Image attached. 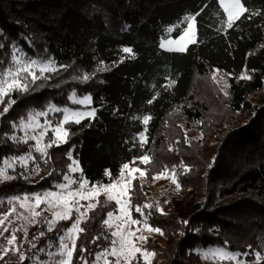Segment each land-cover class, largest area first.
Segmentation results:
<instances>
[{
  "label": "trees",
  "instance_id": "16d2710c",
  "mask_svg": "<svg viewBox=\"0 0 264 264\" xmlns=\"http://www.w3.org/2000/svg\"><path fill=\"white\" fill-rule=\"evenodd\" d=\"M246 4L250 12L226 29L217 0H0V61L5 62L0 69L10 66L13 45L31 59L55 61L58 68L30 91L5 98L16 103L0 117V167L5 158L25 155L33 144L5 136L15 131L19 137L12 123L29 112L47 111L49 104L78 109L68 99L73 92L77 98L90 95L96 110L93 119L68 126L71 139L49 149L51 160L45 163L41 157L27 170L15 168V179L0 182V200L55 191L53 185L64 182L73 145L89 183L107 184L105 170L118 177L122 164L132 162V149L143 132L147 142L142 152L151 157L147 179L165 168L171 174L175 167L179 196L194 193L199 198L188 217L181 216L180 197L167 201L166 213L144 209L151 213L148 223L164 233L148 240L147 248L155 252L152 264H213L200 255L213 247L251 252L238 259L255 264V251L264 254V0ZM196 12V43L184 52L163 51L161 42L178 39L187 27L184 17ZM252 12L260 14L247 18ZM125 47L133 53H124ZM84 74L91 77L87 82L73 78ZM242 75L251 78L240 79ZM145 115L151 117L147 125ZM61 118L62 113L54 115L53 124ZM50 138L48 134L46 141ZM37 165L39 173L32 172ZM133 185L132 215L142 219L134 207L147 204L146 186L138 180ZM104 201L101 196L100 206L81 225L86 231L77 240L73 264H83L81 257L92 262L95 253L110 246L101 221L116 205L104 206ZM71 223L62 221L49 232L41 218L29 231L36 247L25 261L4 264L45 260L40 249L56 242ZM96 236L100 239L93 243ZM83 248L88 251L81 252Z\"/></svg>",
  "mask_w": 264,
  "mask_h": 264
},
{
  "label": "snow or ice",
  "instance_id": "6c2138e0",
  "mask_svg": "<svg viewBox=\"0 0 264 264\" xmlns=\"http://www.w3.org/2000/svg\"><path fill=\"white\" fill-rule=\"evenodd\" d=\"M218 4V16L221 24L226 26V29H230L234 26L236 21L240 20L250 10L247 7L246 0H217ZM206 7V6H205ZM204 8H201V12ZM260 13L252 12L247 18H251V15ZM200 15V12L186 15L184 21L187 23V27L183 33L178 37L176 41H168L169 45L175 44V47H168L169 51L183 52L187 49V46L196 43V18ZM172 28H168V32H172ZM165 47L164 43L160 45ZM4 45L0 44V48ZM123 52L132 54L133 49L129 47L123 48ZM5 63L0 61V65ZM60 68L67 69V66L60 65ZM58 68L53 60H40L31 59L27 56L22 49L17 48L15 45L12 47L11 64L9 67L0 69V104H5L3 112H0V117L4 116L16 103L14 99H7L13 92L26 93L32 89L33 85H36L40 79H50V75L46 73H56ZM38 73V74H37ZM29 77L31 79L29 80ZM74 79H82V82H87L91 77L88 74H84L82 77H73ZM250 76L242 75L240 79H250ZM226 87V86H225ZM225 95L227 93L225 92ZM156 97H152L148 101L149 104L153 102ZM69 101L73 104L81 106H89L92 102L90 95H84L77 98L76 93L73 92L68 97ZM62 113V119H60L55 126H52V121L45 119L43 124L39 122V117L47 116L48 112ZM95 109L91 111H79L73 110L69 107L59 108L53 104L47 106V111L29 112L26 118H21L19 123H12V128L23 131L25 135L23 137H17L15 131L11 135L5 133L7 139L15 143H24L34 141V144L29 146L25 155L10 156L3 160V166L0 167V182L10 181L16 177L8 174V169H14V165L18 162L21 166L26 167L29 160H36L41 157L45 158V163L51 160L49 149L53 147H59L62 144L68 143L71 139V132L69 127L72 123L79 125L81 121L88 117L95 116ZM150 116H143L142 122L147 125ZM52 132L53 138L45 141V137ZM31 133V134H29ZM141 145L146 143L144 133H140ZM74 145L69 149L67 153V159L71 161L67 165L68 171L63 173V181L53 185L54 190H44L42 193L24 194L21 196H12L8 198V202L13 204V208L9 213L0 217V225H4L5 221L9 225L13 224V220L9 217L16 213V219H23L29 223H35L36 218L41 217L43 212H49L51 218L45 216L44 220L47 223L48 231L51 232L56 228V225L60 221L71 220V226L63 230V234L58 237L59 247L56 253L49 252L47 255L52 258L58 256L59 259L54 261V264H73V255L77 249V240L81 233H84L86 229L81 225L86 222L90 217L89 213L94 212L98 206H100V197H105L104 206L115 203L116 208L114 211H107L106 218L102 219V225L106 229L105 239L110 240V246L104 248L102 251L95 253V260L90 262L84 257H81L83 264H139L142 258L143 264H152V260L155 257V252L147 248L149 236L143 234L142 229L148 233H157L163 235V230L158 227H153L148 223V216L151 213L145 214L144 209H151L153 205L145 204L135 205L134 210L140 214L142 219L134 218L132 215V193L134 189L133 180L137 179L136 173H139L140 177L147 175L146 171L136 167H130V163H124L121 166L119 176H113L109 170H105V175L110 177L107 184H101L99 182L90 184L84 177L83 170L80 167L78 158L73 155ZM172 150L171 148L169 149ZM33 152L39 153V157H34ZM140 163L147 165L151 162V157L143 155L135 158ZM132 161V163H134ZM185 172L190 171L187 166H184ZM39 165L32 169V172L39 173ZM79 172L78 177H74L73 174ZM169 169L165 168L162 172L158 173L153 179L166 178L168 176ZM53 172H49L48 175H53ZM43 179V177H42ZM171 183L179 190L181 185L177 179V173L175 167L171 170ZM73 185L78 187L73 188ZM81 201H86V204H82ZM15 203H19V207L24 212L17 213ZM44 205V208H41ZM40 209V210H37ZM156 210L163 214V209L158 205ZM73 214L75 219L73 220ZM187 224V221H184ZM135 226V227H134ZM9 228L4 227V231L0 232V237L4 236L5 232H8ZM18 229L13 226L11 228V236L7 238V244L12 246L11 249L5 248V254L10 250L19 251L16 245V232ZM25 235H27L26 229ZM44 232L41 231L42 237ZM35 239V238H34ZM100 236L93 237V243L99 240ZM32 247H36L35 244ZM51 247V243L49 244ZM252 249V246H248ZM44 251V249H40ZM81 252H87V248L80 249ZM251 252H232L228 251L226 247L209 248L200 252L202 258L212 260L213 264H217L218 261H234L235 264H246V261L237 259L241 255L247 257L251 255ZM111 257V259H109ZM20 260L25 261V256L20 253ZM264 261V254L260 251H255V264H261ZM43 264H49V261L43 262Z\"/></svg>",
  "mask_w": 264,
  "mask_h": 264
},
{
  "label": "rangeland",
  "instance_id": "374dc122",
  "mask_svg": "<svg viewBox=\"0 0 264 264\" xmlns=\"http://www.w3.org/2000/svg\"><path fill=\"white\" fill-rule=\"evenodd\" d=\"M186 25H187V23H186ZM195 39H196V37H195ZM176 40L170 39V40H167V41H162L161 43H164L165 47L162 48L160 46V48L163 51H166V52H178V51H169V50H167L168 47H175L174 43L172 45H169L168 41H176ZM74 105H77L80 108L73 109V110L91 111L93 109L91 107V104L89 106H87V107L81 106V105H78V104H74ZM57 114H59V113L58 112L57 113H53V112L49 111L47 116L38 118L39 122L41 124H43L45 119L52 121L53 120L52 117L54 115H57ZM93 118L94 117H88V118L83 119L82 121L87 120V119L91 120ZM55 124H53V121H52V126L53 127L55 126ZM18 132H19V137H23L25 135V133L23 131H20L19 129H18ZM29 134H31V133H29ZM48 134H51L52 137H53V134H52L51 131H49ZM46 137H45V141H46ZM144 137H145V133H144ZM32 142L34 144V141H32ZM144 144L145 143H143V145H141L140 136H138L136 144H135V146L132 149V161L135 160V162L134 163L131 162L130 163V167H136V168H140V169H143V170L146 171V165L140 163V161L138 159H135V158H138V157H141V156L145 155L142 152V148H143ZM32 161H34V160H29L26 167L21 166L17 162L14 165V169L15 168H20V169L27 170L29 164ZM14 169H8V174L11 175V172ZM78 173L79 172H77L75 174H78ZM75 174H73V175H75ZM135 175L137 176V179H135V180L140 181L141 184L146 186L147 204H151L155 208L158 205L160 208L163 209V213H166L167 212V201L169 199L173 200L176 197H180V199H182V202L179 205V211L181 213V216L188 217L195 210V204H196V202L199 199L198 196L196 194H194V193H189L188 195H186L184 197L179 196V190L176 188V186L174 184L171 183V179H170L171 174L168 173V176L166 178L152 179V180H148L146 176L140 177L139 173H136ZM135 180H133V182ZM75 187H78V185H73V188H75ZM21 197H23V196H21ZM81 203L82 204H86L87 202L86 201H81ZM44 207H45L44 205H41V208H44ZM12 208H13V204H10L8 202V198H2L0 200V217H3L5 214L9 213L10 209H12ZM15 208H16V212L17 213L24 212V210L19 207V203H15ZM37 210H40V209H37ZM24 215H27V213L24 212ZM45 216L51 218V214L49 212H43L41 217L36 218V222L35 223H29L28 221H25L23 219H16V213H13L9 217L10 219L13 220V224L12 225H9L7 223V221H5L4 225H0V232L4 231V227H8L9 228V231L5 232L4 236L0 237V264H4L6 262H21V260L19 258L20 257V253H23L25 258H26L28 252H30L34 248V247H32L33 244H31L30 240H29V231H30L31 227H33V226H35V225H37L39 223L41 218L44 220ZM73 217L75 219V214H73ZM44 222H45V220H44ZM60 222H62V221H60ZM60 222L57 223L56 228L58 227V224ZM13 226H15L18 229V231L16 232V237H17L16 245H17L19 251L10 250V251H8L5 254V252H4L5 248H9V249L12 248V246L7 244V238H10V236L12 234L11 233V228ZM45 226H46V229L48 231L46 222H45ZM25 229L27 231V235H25V231H24ZM142 232H143L144 235L149 236L150 238H157V239L161 238V235L157 234V233H151L150 234L147 231H144L143 229H142ZM58 247H59V239L56 242L52 243L51 247H49V244H48V246L44 249L43 252L40 251V252L45 254V256H46L45 260H40L39 257H34L29 264H43V262H45V261H49V264H54V261L56 259H59V257L55 256V257L50 258L47 255V253H49V252L56 253L57 250H58ZM213 248H215V247H213ZM109 259H111V257H109ZM204 260H206V259H204ZM141 261L143 262L142 258H141ZM206 261L209 262V263H213V261L210 260V259H208ZM225 261H227V260H225ZM218 262H221V261H218ZM232 262L235 263L234 261H232ZM100 264H103V261H101Z\"/></svg>",
  "mask_w": 264,
  "mask_h": 264
}]
</instances>
